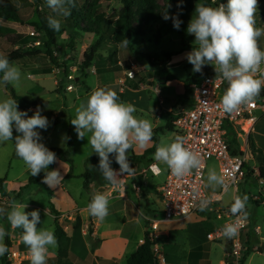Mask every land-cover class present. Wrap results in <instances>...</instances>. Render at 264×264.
<instances>
[{"label":"rangeland","instance_id":"374dc122","mask_svg":"<svg viewBox=\"0 0 264 264\" xmlns=\"http://www.w3.org/2000/svg\"><path fill=\"white\" fill-rule=\"evenodd\" d=\"M81 1H87L89 3L98 1L97 9L105 12V14L111 18L118 17L123 8L121 0ZM214 1H217L218 5L220 4V0ZM224 1L227 2V0ZM41 2L42 0H0V14L6 5L11 4L19 10L25 20V25H22L0 16V54L6 55L14 49L10 43L12 42V39L17 36L30 35L32 32L35 33V36H39L42 41L41 45L36 47H42V50L44 51V54L40 56L25 57L21 61L12 63L21 71L20 83L19 86L16 87L12 84H8V87L0 84V100L11 97L10 92L11 89H13L16 95L20 96V100L17 101L18 110L27 111L28 115L31 116L35 111H31L30 105H36V107L41 109V114L46 116L49 120V127L47 130L38 129V131L42 137L41 142L44 143L48 149L51 147L66 149L69 144V137H72L74 161L73 172L75 178L71 179L66 185L68 191H70L73 196V200L70 199L66 193L62 194V189H60L58 197L55 199L56 188L58 186L51 189L46 184L41 186H30L25 184L24 180L31 177V175L19 157H17V160H13V165L12 168L8 170V177L4 187L5 192L10 196H17L14 197L15 201L27 203L28 207L25 209L26 212L39 210L41 217L40 227L50 229L54 232L55 221L53 215L47 211L48 209H51V205H55L65 210L70 208L73 203H76L82 208L86 206L88 196L92 197L97 192L107 194L110 190H114L113 187L105 189L103 186H101L102 189H96L101 183L100 181L107 180L99 170V161H94L92 164L93 166L91 167L88 163L89 157L98 156L88 144V136L91 134L86 133V137L83 140H80L77 138L74 126L71 125L72 119L76 116L75 109L82 102H86L91 91L98 85L97 82L99 78L102 77L104 79L105 84L103 81H101L100 84L105 86L108 84V89L115 90L116 92L119 90L124 91L125 94L122 95L124 97L120 101L134 105L137 110L135 115L138 118L150 120L153 124L154 131L158 128H165L168 124L167 116L164 113L165 106L159 105V99L157 96H174L176 98L179 96H191L185 91V89L183 91L184 82L190 79H201L202 76L199 73L192 71L193 66L187 61L186 55L178 56L179 54L173 56L170 61L167 62L168 72L175 76L177 80L168 81L166 74L162 73L163 62L166 61V54L179 52L183 48L182 35H180L176 29L172 27L173 30H169V27L162 29L165 24H171V26H173L172 19H163L159 22L153 23L146 28L143 37L136 36L132 43L133 52L129 51L127 47L120 45L118 46L119 49L115 51L116 53L111 55L108 50H111V48L115 49V47H111V42L106 41L104 46H108L106 48L103 46L104 49L101 48V50L95 54L93 66L89 69H86L83 64L86 59L85 55L91 46L95 44L97 38L92 34L80 33L73 44L68 34H64L60 36L57 47L53 49L55 57V61H53L46 54V47L44 45L48 40L46 34L30 25L31 22L38 20L39 12H44L49 9L46 2H44V4H41ZM197 3L202 4L197 0H187L185 2L186 9H179L172 6L166 7V12L170 17H178V19L182 21L178 30L184 34V39L193 47L196 46L194 44L195 37L187 34V27L189 21L195 15V7ZM258 3L259 12L257 13V27H264V0H258ZM161 4L164 5L162 1ZM158 35H161L159 41H157L156 38ZM192 50L193 48L187 49L186 54ZM146 55L147 57H145ZM149 58L155 62L154 65L149 62ZM110 59L112 61H109ZM130 61H133L137 67L136 78L134 80L128 79L126 75V72L130 70L131 67ZM128 64L130 65L129 67ZM205 67H208L211 71L215 72L214 66L206 65L203 69ZM154 74H157V77H155ZM31 75H36V77L33 79L30 77ZM151 78H154L155 81L151 80ZM122 81L124 82L123 85L121 83ZM70 85H73V91L67 90ZM141 85H151V87L159 86L161 94H156L153 89H141ZM183 101L186 102L187 105L190 100L188 101L187 98L183 97ZM186 109H190V107H187ZM172 134L173 132L170 131H166L164 134H158L160 142L162 139L165 143L171 142L173 140L171 138ZM227 141L231 143L233 148L237 147V144L231 141L230 136L227 137ZM133 151L137 152V154L142 152V150ZM153 157L154 154L144 158L142 157L140 160L136 159L133 162L134 168L141 169V176L146 177L148 174H151L149 171H144L148 169V166L150 165L149 162L154 160ZM249 164L252 165L251 160L249 161ZM111 167L119 169V165L114 166L113 163L111 164ZM56 169H59L62 175H64L66 169L67 174L70 171V167L64 163L59 164ZM210 169H214L217 173L221 174L218 161L215 159L209 160L207 162L205 175L206 184L208 171ZM87 170L98 178L95 190L92 191L91 189L90 192L83 188L84 177L82 175H84ZM42 173L44 172L42 171L40 174ZM121 178L123 179L124 177L121 176ZM165 180L166 173H163L160 177L154 178V181L161 185H164ZM26 186L28 187L27 189H25ZM238 187L240 189V194L238 196H244V192L246 191L245 195L248 197L245 212L248 220L252 223V231H254V227L256 226H260L261 228V233L259 235L253 234L250 246L261 247L264 243V206H257L253 203L252 199L255 200L256 203L259 201L256 200V198L251 199L249 193L259 197L264 186L259 185V182L253 178H247L245 179V182L240 183ZM205 191L208 195H211L213 194L212 192L220 193L221 188H217L213 191L205 186ZM135 192L138 196H141L143 193L142 187ZM114 194L115 193H113V195ZM233 197L234 189L230 188L223 197V204L227 206L229 202L233 201ZM132 200L135 203H138L135 198ZM140 202L145 204V201L143 200ZM160 203L161 202L159 201L157 205L154 204L153 206L158 210H162L163 203ZM33 205H36L39 209L29 207ZM118 210L121 211L120 209ZM119 211L108 215L106 219L102 221L105 228L110 226L111 229L117 230L122 226V214L119 213ZM207 213L208 215L201 214L205 216L198 215V217H191L183 221L164 225L162 230L172 231V229H176L178 230L176 233L178 237L190 236V231L194 230L197 232L198 236H203L205 240H208L207 229L214 227L218 221L216 220L217 217L214 212L210 211ZM160 217L163 218V214ZM140 226L139 223L135 222L129 226L126 232H128L134 240H137L142 233ZM154 242L156 243L154 250H156L158 255L163 256L161 257V264H165V254L162 252L163 249L161 248L172 244L170 237L159 235V237L154 239ZM209 244L212 247L209 264H220L225 253L224 244L221 242H210ZM57 248L58 246L55 249ZM50 249L53 251L55 250L52 248ZM11 255L10 250L7 252L6 257L10 264L29 263V261L26 260L19 263V261L11 259ZM65 259L66 258L63 260ZM68 259H70L71 262L74 260L73 257ZM74 261L75 264H92L93 259L89 258L84 261L81 258L75 259ZM226 262L227 259L225 260V264ZM0 264H4L2 259H0ZM245 264H264V253L260 254L250 250V254L247 256Z\"/></svg>","mask_w":264,"mask_h":264},{"label":"clouds","instance_id":"9594fccd","mask_svg":"<svg viewBox=\"0 0 264 264\" xmlns=\"http://www.w3.org/2000/svg\"><path fill=\"white\" fill-rule=\"evenodd\" d=\"M46 3L53 12L64 17L71 15V9L76 7V0H46ZM258 12V0H227L216 7L197 3L195 15L188 23L187 34L195 37L196 46L186 54V59L193 66V72L200 73L204 66L212 65L216 75L227 81L228 87L220 100L226 114L254 104L264 90V48L259 43L264 36V27H257ZM163 19H172L177 30L182 23L167 12L163 13ZM48 27L60 31V20L48 17ZM128 44V39L121 42L123 47ZM0 73V84L19 86L21 71L3 54H0ZM136 111L131 103L120 101L116 91L97 87L86 102L75 109L76 116L71 121L78 139L83 140L86 133L91 134L88 144L99 157L100 172L113 188H120L121 176L135 173L130 166L128 151L145 150L152 143V122L138 118ZM48 127L49 120L41 114L39 107L29 116L27 111L18 110L15 99L0 100V143L14 141L15 153L30 175L37 176L43 171L42 183L54 189L64 177L59 169L48 171L49 166L57 162V156L41 142L38 131ZM110 156L119 165L118 171L111 167ZM153 158L166 165L176 178L186 177L193 171L198 173L203 167L201 155L187 147L185 137L181 135H175L169 143L162 139ZM206 187L213 191L217 188L226 190V178L210 169ZM109 199L107 194L95 193L87 204L88 213L103 221L108 215ZM247 201V195L236 196L230 213L236 217L246 215ZM212 202L211 197L200 199L199 210L205 211ZM27 207V203L11 200L7 208L0 206V217H6L12 229L23 230L21 241L28 249L31 264H47L49 249L58 246L57 239L52 230L38 227L41 223L39 210L26 212ZM238 231L239 225L234 222L226 223L222 228L223 236L228 239L237 236ZM7 234L0 226V256L8 252L4 243Z\"/></svg>","mask_w":264,"mask_h":264},{"label":"crops","instance_id":"0c3cea01","mask_svg":"<svg viewBox=\"0 0 264 264\" xmlns=\"http://www.w3.org/2000/svg\"><path fill=\"white\" fill-rule=\"evenodd\" d=\"M259 43H260L261 48H264V36L260 38ZM180 51H182V49ZM184 55H186V50L180 53L178 56H184ZM154 76L157 77V74H154ZM30 77L34 79L36 75L34 76L31 75ZM151 80L155 81L154 78H151ZM101 81H103V83L105 84L104 79L101 77L99 78L97 82L98 85L95 88L102 87V88L108 89V84L106 86L101 85L100 84ZM227 87H228V84H227V81H225L223 93L225 92ZM141 89H150V90L159 89L158 95L161 94V89L159 88V86L151 87V85L150 86L141 85ZM184 89L186 91L185 85L183 84V91ZM117 94L121 95L119 96V98L120 100H122L124 97L122 95H124L125 92L119 90ZM157 97L159 99V105L165 106L164 113L167 116L168 124L165 128H158V130L164 129V131H158L156 133L154 132L157 129L153 131V137H154L155 142L152 141L150 147H148L145 150H142V152L139 154H137V152L132 150L134 154L139 158L145 156L147 150L153 148L155 145L156 146L159 145L160 138L158 137V134H164L166 131L173 132V134L171 135L172 139H174L175 135H178L172 125L168 128L170 120L173 117L172 111L176 112L180 110L181 108H187V107L192 108L193 106L192 96H179V97L177 96L179 99L174 96H157ZM183 97L187 98L188 101L190 100L187 105H186V102L183 101ZM30 107H31V111H35L37 109L36 105L30 106ZM254 116L257 118V121L254 124L249 122V120H241L234 125H230L228 129V136L231 137V141L237 144V141L241 139L242 144L239 142L236 148H233L231 146V143L229 144L233 152L245 151L244 155L247 156L248 170L251 172L250 173L251 175L249 176L247 175L245 179L253 178L259 182V185L264 186V179L260 177V172H259L260 168H264V112L255 111ZM13 134L14 136L17 134L15 130ZM153 154H150V155H153ZM17 157L18 156L15 153L14 141L0 143V179H4L3 185L0 186V194L3 196V200L0 201V206L2 207L7 208L8 203L11 200H15L14 197L16 195L10 196L7 192H5L4 186H5L7 177H8V170L12 168L13 160L14 159L17 160L18 159ZM250 160L252 161V165L249 164ZM61 163H64V162L57 161L55 163L54 169H56V167ZM88 163L91 167L93 166L92 164L94 163V161H88ZM149 163L158 164L163 169L164 173L167 169L166 165L159 164L158 162L154 160H151ZM64 164H67V163H64ZM67 165L69 166V164ZM130 165L131 167L134 168L133 163H131ZM113 169L117 171L119 170V169H116L115 167ZM134 169H135V173L133 176H123L124 178L121 180L120 188H114L113 191L110 190L107 193V195L110 197L109 205H108V215L113 214L116 211H119L118 209L121 210L119 211V213L122 214V217H121L122 226L118 228L117 230L111 229L110 226L105 228L103 226L102 221L98 220L97 218L91 216L88 213L87 204L91 201V198H92L91 196H88L87 204L86 206L82 208H80L76 203H73L70 208L65 209V210L53 205L56 211L60 215L59 224L63 228L66 234V238L62 241L61 244L58 243V248L55 249L54 251L49 249V256H48L47 264H56L55 260L59 256L60 245L63 249L62 255L64 256V258H66L65 260L69 261L71 264H75V261H74L75 259H81V258L84 261L89 258L90 259L92 258L93 259L92 264H127L128 258L139 248V246H141L145 242L146 232L147 231L149 233L151 232V228H150L151 221L158 222L159 224V229L158 231L155 232L156 237H159V235L163 237H170V241L172 243V244H169V246L167 247L164 246L163 248H161L163 249L162 252L165 254V259H164L165 264H209L210 263L212 247L209 243L211 241L205 240L203 236H198L197 232L194 230L190 231V236H184V237H181V236L178 237V235L176 234L178 230L176 229L174 230L172 229V231L162 230V227L164 225H168L172 222L183 221L191 217H198V215H201V214L208 215L207 212H210V211H203V212L200 211L198 213H195L183 219H178V220L167 222L164 219V217L163 218L160 217L163 214V209L158 210L153 206L154 204L157 205L159 201L163 203L161 195H160V188L162 187V185L157 184L154 181V178L160 177L163 174L160 176H154L153 174H148L146 177H144L140 175L141 169H136V168ZM67 175L68 174H67V169H66L63 175L64 177L63 181H61V183L56 188L55 199H57L58 193L60 189H62L61 193L62 194L66 193L67 196L73 200V196L71 195L70 191H68V187L66 184L71 179L75 178V175H74V172H73V177L71 178H67ZM31 177H28V179L24 180L25 184H28L30 186L34 185L29 182V179ZM245 179L242 182H245ZM100 182L101 183L97 186L96 189L98 188L102 189L101 186L105 187V189H109L112 187V185L108 181H100ZM97 183H98V178L96 177V175L93 174L91 183H90L89 192L91 189L92 191L95 190ZM43 184L44 183L40 185H35V186H41ZM141 187L143 189V193L141 196H138L135 191L137 189L139 190ZM27 188L28 187L26 186L25 189ZM83 188H84V183H83ZM232 189H234L233 201L229 202L227 206H231V204L234 202V198L240 194V189L238 186ZM113 193L115 194L113 195ZM245 194H246V191L244 192V195ZM249 196L251 199L256 198V200L259 201L256 203L255 200L252 199V202L255 203L257 206H260V205L264 206V189L261 190L259 197L254 196L252 193H249ZM134 198L135 200L138 201V203H135L132 200ZM141 200L145 201L146 205L141 203L140 202ZM223 202H224V199L220 206L226 207L223 204ZM29 207H34L36 209H39L36 205L29 206ZM47 211L51 215H53L51 209L50 210L48 209ZM201 216H205V215H201ZM53 218L55 221L54 215H53ZM216 220L218 221V223L211 229L208 228L207 234L214 232L218 228L222 227V225L224 224V220H219V219H216ZM135 222L141 225L140 227L142 230L141 231L142 233L137 240H134L132 236H130V234L126 232L129 226ZM0 226H3L6 232L8 233L4 239V243H5L6 237L9 238L10 249L8 251L10 250L16 251L22 255H25L26 261H29V263H23V264H31V259H30V256L28 255V249L21 241V235H22L21 229L20 228L12 229L6 217H0ZM251 226H252V223L251 221H249V226L245 232L244 240L246 241L248 248L250 250L255 251L258 248L264 247V243L261 247L250 246L253 234L259 235L261 233L260 226L254 227V231H252ZM38 227H40V224L38 225ZM55 230H56V226H55ZM55 230H54V234H55ZM218 242L223 243L225 246L224 257L220 261V264H225V260L227 259V255H228L227 251H229V243L224 240L218 241ZM154 251L156 252V250ZM70 257L74 258L73 260L74 262L73 261L71 262V260L68 259ZM157 257L161 264V257L163 256L157 254ZM0 259H1V256H0Z\"/></svg>","mask_w":264,"mask_h":264},{"label":"built area","instance_id":"2783aa9c","mask_svg":"<svg viewBox=\"0 0 264 264\" xmlns=\"http://www.w3.org/2000/svg\"><path fill=\"white\" fill-rule=\"evenodd\" d=\"M31 36H35L32 32ZM41 42H36L34 46H40ZM130 70L126 72L127 78L133 80L136 77L137 67L130 61ZM123 85V81L121 82ZM225 80L220 76H204L195 79L189 85L193 106L190 109L181 108L172 111L171 125L178 135L185 137L186 146L197 151L203 160V167L200 172L193 171L188 176L176 178L166 169V180L160 188V195L163 201V217L167 222L183 219L200 212L199 201L202 198L211 197L212 203L205 211L216 214L217 219L224 220L222 227L207 234L211 242L227 241L229 243V253L226 264H242L247 252L248 245L244 240L245 232L249 226L246 215L233 216L230 206H220L223 195L230 189L236 188L246 178L247 156L242 153L235 154L227 141L228 129L241 120H249L252 124L257 121L254 116L255 111L264 112V97L257 98L252 105L242 106L239 111L226 114L222 110L220 100L223 95ZM68 91H73V85L68 86ZM159 93V89H155ZM211 159L218 161L220 173L226 178V190L221 189L220 193L208 195L205 191L207 162ZM131 166V165H130ZM151 172L154 176L164 173L163 169L156 163L148 166L144 172ZM3 196L0 194V201ZM237 223L239 231L237 236L228 239L223 236L222 228L226 223ZM151 232L149 236L152 240L156 238L155 232L159 229L158 222L151 221ZM11 259L22 263L26 260L25 255L16 251H11Z\"/></svg>","mask_w":264,"mask_h":264},{"label":"trees","instance_id":"16d2710c","mask_svg":"<svg viewBox=\"0 0 264 264\" xmlns=\"http://www.w3.org/2000/svg\"><path fill=\"white\" fill-rule=\"evenodd\" d=\"M161 1L164 3V5L161 4ZM187 0H183L181 3V0H121V4L123 6L121 14L118 17H108L105 12L101 11L100 9H97L98 1H95L93 3H89L87 1L82 2L81 0H76V7L71 9V15L64 17L57 15L51 8L44 12L38 13V20L31 22V26L37 28L38 30L43 31L46 34L47 41L45 42V49L46 54L55 61L54 57V51L53 49L57 47L59 43L60 36L64 34H68L70 37L72 43H75L76 37L80 35V33H87L92 34L97 38V41L95 44L91 46V48L87 51L84 61V66L86 69H89L93 66V62L95 60V54L99 52L102 49L106 48L105 42L110 41L111 47H115V49L111 48V50H108L111 55L115 54L116 50L119 49L118 46L121 45V42L124 39L129 40V44L127 46L128 50L133 52V39L136 36L143 37L146 32V28L149 27L151 24L159 22L163 20V13L166 12L167 6L176 7L179 9H186L185 2ZM201 2L203 5L216 7L218 6V2L214 0H197ZM46 0H42L41 4H44ZM220 3H227L224 0H220ZM46 4V3H45ZM0 16L10 19L14 22L20 23L22 25H25V20L20 14L19 10L15 8L13 5L8 4L6 5L2 11ZM54 17L58 20H60L61 28L60 31H54L53 29L48 27V17ZM169 27V30H173V26L171 24H165L162 29ZM172 27V28H171ZM175 29V28H174ZM177 30V29H176ZM180 35H182V44L183 48L182 51L174 52V53H167L166 54V61L163 62V69L162 73L166 74V78L168 81H176L177 78L170 74L167 69V62L170 61V59L178 55L182 52H184L187 49L193 48L185 39L184 34L177 30ZM157 41L160 40L161 35L156 36ZM11 46L14 48L6 54L5 56L9 59L10 63L17 62L23 60L25 57H37L42 54H44V51L42 50V47H34L36 42H41V38L39 36H31V35H22L17 36L16 38L11 40ZM104 46V48H103ZM101 57V56H99ZM147 57V55L145 56ZM109 61H112L111 59ZM149 62L154 65V61L149 58ZM130 65L128 64V67ZM202 77L204 76H213L217 77L215 72L211 71L208 67H205L202 72L199 73ZM0 76H2V73H0ZM195 79H190L186 82H184L185 88L187 93H190L189 85L192 81ZM8 87V85L6 86ZM11 97L15 99L16 101L20 100V97L16 95L15 91L11 89ZM264 97V90L261 91L260 96L258 98ZM33 106V105H30ZM171 126V123H169L168 128ZM166 128V129H168ZM158 131H164L162 130H155L154 133ZM152 141L155 142L154 137L152 138ZM239 141H237V144ZM49 150L53 151L57 156V161H61L64 163L69 164L70 171L67 175V178L73 177V169H74V161H73V139L70 136L69 137V144L66 149L58 148V147H52ZM156 145L147 150L146 155L148 156L150 154L155 153ZM242 153L240 151L234 152ZM130 164L133 163L136 159H141L137 157L134 152L130 149L127 153ZM143 156V157H145ZM112 159V163L114 166L118 165L115 162L114 157H110ZM88 161H99V157H91L88 159ZM55 163L50 165L48 168V171H51L54 169ZM245 168L247 170V174L251 175L250 171L248 170V166L245 165ZM260 177L264 179V168H260ZM93 174L87 170L86 173L83 175L84 177V188L86 190L90 189V183L92 179ZM44 177V173L33 176L29 179V182L34 185H40L42 184V180ZM4 179H0V186L3 185ZM51 211L53 215L55 216V237L57 239V242L59 244L62 243V241L66 238V234L63 230V228L59 224V213L56 211L53 205H51ZM22 230V229H21ZM23 231V230H22ZM5 244L8 247V250L10 249V242L9 238L6 237ZM156 243L153 242V240L149 236V232L147 231L145 234V242L139 246V248L128 258L127 264H160V261L157 257L156 252L154 251L153 247ZM247 244V243H246ZM59 256L56 258L55 263L56 264H71L69 261L63 260V249L60 245L59 250ZM254 252L264 253V247L257 249ZM229 251H227V254ZM250 254V249H247V252L244 256V261L242 264H245L247 260V256ZM7 253L1 257L4 264H10L7 261Z\"/></svg>","mask_w":264,"mask_h":264},{"label":"water","instance_id":"95a60500","mask_svg":"<svg viewBox=\"0 0 264 264\" xmlns=\"http://www.w3.org/2000/svg\"><path fill=\"white\" fill-rule=\"evenodd\" d=\"M239 142L242 144V140L241 139H239Z\"/></svg>","mask_w":264,"mask_h":264}]
</instances>
